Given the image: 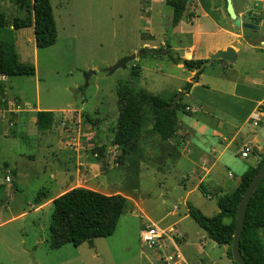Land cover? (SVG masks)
Wrapping results in <instances>:
<instances>
[{
    "label": "rangeland",
    "instance_id": "rangeland-1",
    "mask_svg": "<svg viewBox=\"0 0 264 264\" xmlns=\"http://www.w3.org/2000/svg\"><path fill=\"white\" fill-rule=\"evenodd\" d=\"M29 4L30 0H0V13L7 21L22 18L29 13ZM148 5L155 9L152 0H51L56 42L46 48H36L33 35H16L19 60L33 65L35 75L0 78V264H148L147 253L152 250L141 242V230L149 220L165 227L182 217L186 209L183 205H178L180 211L176 216L166 215L175 207L172 200L185 194L182 177L186 173L166 158L161 161L145 153L140 154L139 164L135 150L124 154L120 147L112 145L119 114L118 86H127L132 91L144 89L169 99L178 86L187 85L182 76L190 70L171 64L167 54L140 55L145 48L141 47L142 41L148 37L147 24L140 16H148L143 13ZM162 5L165 10L169 8ZM248 34L249 42L259 45V40H264V22L258 32ZM156 39L158 42L163 39L159 32ZM133 54L135 58L124 68L109 71L111 66ZM248 63L245 54L234 66L240 70V76H244ZM263 65L264 62L259 66ZM202 74V79L214 90L229 92L226 79L232 72L213 64L205 66ZM9 102L11 109L18 105L53 109L52 128L39 131L32 119H25L30 125L25 126L16 112L8 111ZM181 102L183 110L190 113L186 106L194 103L192 96L183 95ZM143 113L144 129H150L153 111L149 105L144 106ZM180 116L189 123L188 115ZM56 140L65 143V148L53 152L43 150L44 143ZM241 141L238 136L239 147L243 144ZM103 145L106 156L99 157L94 148ZM75 148L79 150V158ZM226 155L241 167L245 165L231 151ZM51 162L61 176L57 189L49 179L54 171L50 169ZM7 166L13 172L8 174ZM231 170L238 176L236 169ZM7 174L11 184L18 188L13 190L14 194H5ZM76 187L122 195L127 204L111 236L95 238L79 246L68 243L52 249L48 242L53 205L40 211H33L30 205L43 188L45 193L59 196ZM189 188L187 183L185 189ZM206 196L198 189L187 201L202 208L206 216H213L218 212L217 199ZM134 201L139 208L134 206ZM23 212L24 216L7 221ZM181 222V228L186 230L197 227L189 216ZM258 234L264 246V229ZM220 249L212 252L214 258L221 256ZM141 251L145 255H140ZM223 261L218 264H224Z\"/></svg>",
    "mask_w": 264,
    "mask_h": 264
},
{
    "label": "crops",
    "instance_id": "crops-1",
    "mask_svg": "<svg viewBox=\"0 0 264 264\" xmlns=\"http://www.w3.org/2000/svg\"><path fill=\"white\" fill-rule=\"evenodd\" d=\"M152 1L155 4V9H152L154 7L151 8V5H148L145 11H143L148 16H140V19L143 18L145 24H147L145 25V30L148 33V37L142 41L141 47L163 51L162 55L167 54L169 62L177 64V68L182 69L184 66L174 61L170 54H173L177 59L198 60L202 62L209 60L211 61L210 65L217 64V66L225 68L233 74L228 75L226 79L230 84L228 92L222 89L214 90L202 79V71L198 73L195 82H191L192 77H194L192 70L184 72L182 81L190 84L184 96H192L194 103L190 105H194L191 107H199V111L194 114L178 111L176 114V129L168 138H162L152 132V125L150 129H144L143 125L135 151L138 155L145 153L146 155L158 157L161 161L166 158L175 168L178 167L181 169V172L187 175H183L182 177L185 181L183 184L185 194L175 198V207L166 216H176L180 211L178 205H183L186 209L183 211L182 217L165 226L174 227L181 235L182 239L178 241V246L184 258L190 264H218L223 261V258H225L224 264H236L228 256L227 246L217 245L198 225H196L197 227L194 225L192 228L186 230L185 228H181L180 224L182 223L181 221L187 219L189 216L186 203L190 194L195 193L198 189L201 192L202 190L205 191V194L202 193L207 195L208 199H211L213 196L218 199L221 196L230 194L239 185L241 180L240 175L249 167L257 166L264 155V77L262 78L264 75V65L259 66L264 62V49L261 48L264 46V40L260 39L259 45H254L247 39L249 37L248 33L258 32L264 22V0H231L234 12L240 18V23L255 25L258 27L257 29L242 26L236 27L226 11L225 0H185V10L180 21L176 24L172 22L173 8L169 0ZM252 3H254V6H252ZM162 4L169 8L165 10ZM158 32L163 38L160 42L156 39ZM18 33L34 36L33 27L13 30L15 49L16 35ZM145 48H141L140 55L161 56L143 52ZM250 50H258L259 52L248 53ZM245 54L248 56L249 63L244 68V76H240V70L234 66H237V62ZM0 78L6 79L7 76L0 75ZM183 89L186 88L180 85L173 90L172 94L178 93ZM138 90L147 92L144 89ZM210 93L212 94L211 96H209ZM9 107L8 111L16 112L18 119L25 122L24 124H27V119H32L34 126H36V113L38 111H52L53 114L55 113L53 109H43L40 107L31 109L20 105L14 106L11 109L10 102ZM258 110L260 111V115L258 120L254 122L250 117L253 112ZM182 112L188 115L186 118L190 120L189 123L184 121L180 116H183ZM214 119H216L215 122ZM250 123L251 127H248L247 125ZM25 126L30 125L27 124ZM238 136H241V142L243 143L241 146L247 145L250 148V152L246 157L240 155L241 146L239 147L236 144ZM56 141L44 143L43 150L53 152L65 148V143L59 140ZM232 145L235 146L232 147ZM114 147L118 148V146ZM75 150L79 158L80 153L78 152V148H75ZM109 150L110 148H108ZM228 151H231L236 160H238L237 157L239 156L241 160L245 161V165L241 167L235 161L229 160L226 155ZM250 154L252 155L251 157ZM138 155H136V158L140 164L142 157ZM51 164L52 167L50 169L54 171L50 173L49 179H51L50 181L53 182L51 184L57 189L61 183V176L58 170H56L55 163L51 162ZM47 166L50 167L49 165ZM231 169H236L238 176L237 174L235 176ZM5 170L8 174L13 172L9 166ZM11 183L12 181L9 177V181L5 182L4 185L6 195L14 194L13 190L18 189L17 186ZM187 183L190 187L189 190L185 189ZM45 191V188H43L34 196L30 205L33 211H40L47 206L53 205V200L58 197V195L52 196L49 191L45 193ZM126 204L127 200L125 206ZM134 206L139 208L138 202L134 201ZM198 209L206 215L202 208L198 207ZM24 215L25 212L12 216L7 221ZM224 222L228 223L229 219L225 218ZM149 223L160 226L159 223L150 220ZM217 248H221V256L214 258L212 252ZM142 253L145 255L142 251L140 255ZM147 256L148 264H159L155 252L147 253Z\"/></svg>",
    "mask_w": 264,
    "mask_h": 264
},
{
    "label": "trees",
    "instance_id": "trees-1",
    "mask_svg": "<svg viewBox=\"0 0 264 264\" xmlns=\"http://www.w3.org/2000/svg\"><path fill=\"white\" fill-rule=\"evenodd\" d=\"M173 8L172 22L180 21L185 10V0H171ZM30 11L22 18L15 17L7 21L0 13V75L1 76H34L35 67L19 60L14 45L13 30L33 27L36 48H46L53 45L57 38V28L52 11L51 0H30ZM10 27V28H9ZM177 61V58L170 54ZM202 61L186 60V66L197 67ZM190 84L187 83L186 89ZM118 117L113 131L112 145L121 148L122 153L134 151L146 121L143 113L145 105L152 109V132L162 138H168L176 129V114L184 111L182 98L174 109L168 110L174 93L169 99L157 94H149L143 90L132 91L127 86L117 87ZM185 112V111H184ZM53 113L38 111L36 127L39 131L52 128ZM105 146L94 148L97 156L105 157ZM264 155L255 167H249L241 176L236 189L217 199L219 212L214 216L204 215L190 201L186 203L188 214L202 228L207 236L217 245H226L230 258L231 243L234 233L235 214L242 195L260 167ZM205 194L206 192L202 190ZM126 199L122 195H106L96 190L76 187L53 200V212L49 226L50 248L57 249L70 243L79 246L95 238L111 236L125 206ZM228 218V223L224 219ZM264 228V179L256 188L247 207L243 230L240 237V251L247 264H264V246L261 243L258 230Z\"/></svg>",
    "mask_w": 264,
    "mask_h": 264
},
{
    "label": "water",
    "instance_id": "water-1",
    "mask_svg": "<svg viewBox=\"0 0 264 264\" xmlns=\"http://www.w3.org/2000/svg\"><path fill=\"white\" fill-rule=\"evenodd\" d=\"M225 2H226V11H227L229 17L232 19L233 24L236 27L242 26V27L250 28V29H257L258 28L257 26L252 25V24H248V23L241 24L240 18L234 12L231 0H225ZM143 52L152 53L154 55H162L163 54V51L155 50V49H151V48H145L143 50ZM134 58H135V54L123 58L122 60H120L119 62H117L113 66H111L109 68V71L112 72L119 67L124 68L126 66V63L129 62L130 60H133ZM177 62L184 67L186 66V60H184V59L179 58V59H177ZM210 64H211V61L207 60V61L201 62V64L197 67H191V70L194 72V77L191 79V82H195L197 80L198 73L200 71H202L205 66H209ZM185 93H187V89L179 91L173 97L171 103L166 106V109H168V110L174 109L177 105V102L183 97V95ZM103 169H104V166H103ZM103 177L105 178V175H103ZM263 179H264V160L262 161L260 167L258 168V171L256 172L255 176L253 177L251 182L246 187V189L242 195V198L239 201L237 210H236L235 223H234V233H233L232 243H231V247H230L232 260L236 264H247L244 261L243 256H242L241 251H240V237H241V233L243 230L244 218H245V214L247 211L248 204L250 202V199H251L253 193L255 192V190L259 186V184L262 183ZM172 202L176 203V201H174V200H172Z\"/></svg>",
    "mask_w": 264,
    "mask_h": 264
},
{
    "label": "built area",
    "instance_id": "built-area-1",
    "mask_svg": "<svg viewBox=\"0 0 264 264\" xmlns=\"http://www.w3.org/2000/svg\"><path fill=\"white\" fill-rule=\"evenodd\" d=\"M199 107L186 106V110L191 114L199 111ZM260 111H255L251 115V120L256 122L259 118ZM250 152L247 145H242L240 155L246 157ZM5 182L9 181V177H4ZM182 237L178 231L172 227H160L156 224L149 223L144 226L140 232L141 242L150 250L155 252L159 264H190L181 253L178 241ZM202 264V263H198Z\"/></svg>",
    "mask_w": 264,
    "mask_h": 264
}]
</instances>
